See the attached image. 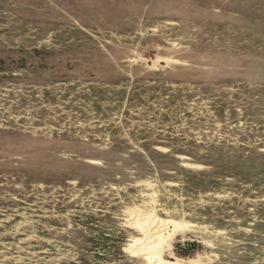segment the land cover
<instances>
[{"label":"rangeland","instance_id":"374dc122","mask_svg":"<svg viewBox=\"0 0 264 264\" xmlns=\"http://www.w3.org/2000/svg\"><path fill=\"white\" fill-rule=\"evenodd\" d=\"M264 264V0H0V264Z\"/></svg>","mask_w":264,"mask_h":264},{"label":"bare ground","instance_id":"6f19581e","mask_svg":"<svg viewBox=\"0 0 264 264\" xmlns=\"http://www.w3.org/2000/svg\"><path fill=\"white\" fill-rule=\"evenodd\" d=\"M157 262H158L157 264H175V263H173V262H169V261L165 262V261L162 260V259H158ZM153 264H156V263H153Z\"/></svg>","mask_w":264,"mask_h":264}]
</instances>
